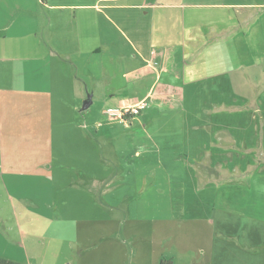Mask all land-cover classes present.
I'll return each mask as SVG.
<instances>
[{
	"label": "crops",
	"instance_id": "crops-1",
	"mask_svg": "<svg viewBox=\"0 0 264 264\" xmlns=\"http://www.w3.org/2000/svg\"><path fill=\"white\" fill-rule=\"evenodd\" d=\"M233 8L247 10L237 25L218 15ZM258 8L264 1L0 0V227L14 220L23 244L49 226L68 231L70 241L51 236L71 243L68 264H264V216L250 213L264 207V172L252 169L264 162V88L250 97L246 71L264 66L249 56V31L235 39ZM140 102L127 122L107 113ZM115 180L140 182L127 197L159 196L165 208L126 205L122 190L109 201ZM191 184L211 200L189 206ZM219 184L237 187L250 212L220 203ZM188 219L210 238L182 227Z\"/></svg>",
	"mask_w": 264,
	"mask_h": 264
},
{
	"label": "rangeland",
	"instance_id": "rangeland-1",
	"mask_svg": "<svg viewBox=\"0 0 264 264\" xmlns=\"http://www.w3.org/2000/svg\"><path fill=\"white\" fill-rule=\"evenodd\" d=\"M192 1H196V0H192ZM202 2H208V3H217V2H222V1H231V2H237V3H247L250 1H257V0H201ZM264 1V0H262ZM215 11V9H213ZM238 10V11H237ZM242 12L243 11H247L246 8H237V9H230V10H226V11H220L218 15H224V14H228V19L229 21H231L234 17V21H236V25L239 23V19H240V14L238 12ZM252 15H256L253 19L251 18L250 22H248V24H244V27H237L236 28V33L238 34L237 37H235L236 42H242L243 41V34L241 33V31L246 30L249 31L246 34V38L248 39V42L250 44V50L251 52V58L253 59V61H261V64L264 66V8H258L256 11L255 9L252 10ZM224 25H228L227 22H225ZM235 25V26H236ZM231 26V25H230ZM239 29L240 32H239ZM239 32V33H238ZM238 44V43H237ZM238 46V45H237ZM248 50V49H247ZM256 59V60H255ZM246 71L249 73L250 75V79H251V85L248 86V92L247 94L250 97H254L257 95V93L262 90L264 88V72H259L256 69L252 68H247ZM259 73V74H258ZM242 93V91L240 92ZM240 93H237L236 97H237V103H241V97H240ZM244 94V93H242ZM246 95V94H245ZM113 144V143H112ZM111 144V145H112ZM108 147H110V145H108ZM119 148L121 150L125 149V145H120ZM120 156H123V153L121 152ZM253 157V154H249L247 159H251ZM255 158H259V155L255 156ZM253 169V173H255L257 170L260 172H264V162L263 160H260L258 163H256V165H253L252 167ZM258 173V172H257ZM264 175V173H263ZM112 185V191L110 192V194L107 196V198L110 200L115 199L116 194L118 193V191L122 190V197H118V199L121 200V202H125V204H139L137 202L140 201V205L144 208H155L158 213H161L163 211V209L165 208V205L167 204V202H165L163 200V198H159V196L153 198V196L147 197V196H141V197H131L128 196L129 193L133 192L134 189L138 190L140 182H133L131 180H123V181H112L110 182ZM149 184H151V182H149ZM159 184V183H158ZM173 185H175V182H173ZM264 185V184H263ZM220 186V184H219ZM195 187L191 184L188 187V195L187 198V203H189V206H195L197 204V202L199 200H207L210 201L211 200V196L209 194V196L207 195L209 192V190H205L203 188H200V190H198V193H194L192 191V189H194ZM246 190H248L249 188L246 187ZM238 188L237 187H231L228 188L226 185L221 184L220 188H218V193H219V202H226L228 201V203L232 204L233 207L235 209H239V210H243V211H249V208L251 206V203L249 202L248 198H245L244 196H241V198L238 200H235L233 198V195L235 193V191H237ZM252 191L256 190V184H252L251 187ZM241 194H243V188L240 189ZM197 195H199V198H197ZM207 195V196H206ZM174 203L176 204V206H180L181 204V197H174ZM256 198L252 196V201H254ZM6 197L4 198L3 196H0V206L3 205H7V203L5 202ZM153 201L155 202L156 205L153 204ZM149 204H152L153 206H148ZM115 205V204H114ZM184 205V204H183ZM148 206V207H147ZM147 210V209H145ZM251 210V214L254 215H260V216H264V207H259V206H254L253 208H250ZM9 215V214H8ZM162 215H164V213H162ZM167 214H165L166 216ZM189 215H194V214H189ZM0 216L2 217L3 215L0 214ZM6 216V214H5ZM14 217V216H12ZM191 219H188V221ZM1 221V220H0ZM14 220L7 222L6 225L3 224V226H5L6 228H4L3 226L0 227V230L3 232L0 236V252L3 253L4 255H8L9 257H13V259H15L16 264H68L67 261L69 259L68 258V248L70 246V244H67L63 241H56V239H52L51 236L52 235H58L60 240H64L67 241L69 239L70 241V236L68 234V231H60L58 234H54L55 231L52 230V226H49L46 229L43 230H39L38 231V235L36 236V234H34V237L37 238V240L35 241V244H30L28 240H26V243L23 244V240L21 237H19L17 235L18 230H11L10 229V225L8 224H13ZM51 222V221H50ZM198 223V225H197ZM239 225L242 226V222L238 223ZM52 225V223H51ZM186 226L189 230L193 231L196 230L198 227L199 228H205L206 232L203 234V237L205 238H210V235L207 233L208 232V225L206 223H199V222H193V221H189L188 225H182V227ZM244 229L247 230L249 232V236H254V231L253 229H249L250 226L247 224V222L243 223ZM175 227H177V225H174V221H172V225L171 228L175 229ZM98 230H104V231H109L108 229H100V228H95ZM237 229V228H236ZM235 229V230H236ZM240 229V228H238ZM33 232H35V230H32ZM92 232V236H97L99 235V231H91ZM197 232V231H196ZM196 232H192L190 234L187 235L188 238L190 237H196L195 233ZM260 234H263L261 231L259 232ZM22 245V246H21ZM76 246V245H75ZM25 249L27 250V254H25ZM55 252H57V254H54ZM27 256V257H26ZM1 258H5V257H1Z\"/></svg>",
	"mask_w": 264,
	"mask_h": 264
},
{
	"label": "built area",
	"instance_id": "built-area-1",
	"mask_svg": "<svg viewBox=\"0 0 264 264\" xmlns=\"http://www.w3.org/2000/svg\"><path fill=\"white\" fill-rule=\"evenodd\" d=\"M145 102H140L135 106L127 107L122 110L118 109H109L107 113L111 118H118L121 122H127L129 120V116L133 117L138 115L140 111L145 108Z\"/></svg>",
	"mask_w": 264,
	"mask_h": 264
},
{
	"label": "trees",
	"instance_id": "trees-1",
	"mask_svg": "<svg viewBox=\"0 0 264 264\" xmlns=\"http://www.w3.org/2000/svg\"><path fill=\"white\" fill-rule=\"evenodd\" d=\"M0 264H16L8 259L0 258Z\"/></svg>",
	"mask_w": 264,
	"mask_h": 264
},
{
	"label": "water",
	"instance_id": "water-1",
	"mask_svg": "<svg viewBox=\"0 0 264 264\" xmlns=\"http://www.w3.org/2000/svg\"><path fill=\"white\" fill-rule=\"evenodd\" d=\"M89 104H90V102L88 100L87 102L84 103L83 108H87L89 106Z\"/></svg>",
	"mask_w": 264,
	"mask_h": 264
}]
</instances>
